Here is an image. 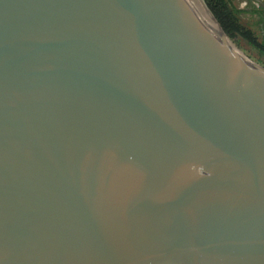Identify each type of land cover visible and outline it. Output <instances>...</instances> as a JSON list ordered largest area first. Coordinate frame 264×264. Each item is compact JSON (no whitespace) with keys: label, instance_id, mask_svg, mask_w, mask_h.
Masks as SVG:
<instances>
[{"label":"water","instance_id":"obj_1","mask_svg":"<svg viewBox=\"0 0 264 264\" xmlns=\"http://www.w3.org/2000/svg\"><path fill=\"white\" fill-rule=\"evenodd\" d=\"M203 5L226 36L203 0H0V264H264V68Z\"/></svg>","mask_w":264,"mask_h":264},{"label":"trees","instance_id":"obj_2","mask_svg":"<svg viewBox=\"0 0 264 264\" xmlns=\"http://www.w3.org/2000/svg\"><path fill=\"white\" fill-rule=\"evenodd\" d=\"M221 29L234 43L244 42L255 50L264 65V1L246 0L248 9L240 12L235 9V0H203ZM238 14H246L255 20L254 26L258 29L262 40L255 37L249 30L243 28L238 19Z\"/></svg>","mask_w":264,"mask_h":264},{"label":"rangeland","instance_id":"obj_3","mask_svg":"<svg viewBox=\"0 0 264 264\" xmlns=\"http://www.w3.org/2000/svg\"><path fill=\"white\" fill-rule=\"evenodd\" d=\"M233 6L237 11L243 12L248 9V3L246 0H235L233 3ZM237 19L240 23V25L252 32L257 39L261 42L262 37L260 33L258 32V29L254 26L255 20L253 18H250V16L246 14H238ZM227 36V35H226ZM228 37V36H227ZM229 38V37H228ZM231 40V39H230ZM232 41V40H231ZM233 45L244 54L245 57H247L252 63L256 64L257 66L264 68V65L260 62V58L258 53L250 48L247 44L244 42H240V44H236L232 41Z\"/></svg>","mask_w":264,"mask_h":264},{"label":"bare ground","instance_id":"obj_4","mask_svg":"<svg viewBox=\"0 0 264 264\" xmlns=\"http://www.w3.org/2000/svg\"><path fill=\"white\" fill-rule=\"evenodd\" d=\"M202 2V1H201ZM202 4H203V2H202ZM203 7H204V9H205V11H206V13H207V16H208V18H209V20H210V22L212 23V25H213V27H214V29L220 34V36L236 51V53H238V51L236 50V48H235V46L232 44V42L223 34V33H221L220 31H219V29H218V27H217V25L212 21V19H211V16L209 15V13H208V11L206 10V8H205V6L203 5ZM248 64H250L251 66H255V65H253V63H251V62H248Z\"/></svg>","mask_w":264,"mask_h":264},{"label":"crops","instance_id":"obj_5","mask_svg":"<svg viewBox=\"0 0 264 264\" xmlns=\"http://www.w3.org/2000/svg\"><path fill=\"white\" fill-rule=\"evenodd\" d=\"M262 1H264V0H262Z\"/></svg>","mask_w":264,"mask_h":264}]
</instances>
